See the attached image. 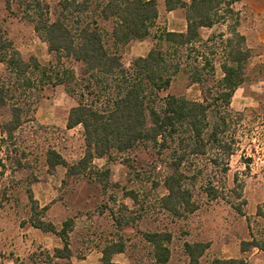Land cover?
<instances>
[{"label":"trees","instance_id":"1","mask_svg":"<svg viewBox=\"0 0 264 264\" xmlns=\"http://www.w3.org/2000/svg\"><path fill=\"white\" fill-rule=\"evenodd\" d=\"M6 2L11 9L12 0ZM235 2L165 0L169 11L186 10L187 30H162L147 55L135 58L127 66L119 49L151 35L160 15L157 0H58L55 5L48 0H20L23 17L34 24V30L48 44L56 60L45 66L34 55L25 58L0 26L3 65L0 108L9 107L11 115L1 126V143L13 138L28 117H33L29 114L36 112L43 90L62 85L77 101L68 113L67 128L83 127L86 150L77 162L70 163L61 153L49 148L46 162L50 173L62 165L67 169L66 177L96 174L106 186L111 170L97 169L95 159L114 160L144 146L160 155L167 153L166 164L171 171L164 176L167 192L158 197V203L169 214L183 218L199 209L195 185L200 179L204 194L210 199L219 198L222 190L216 178L225 180L230 171V160L239 150L238 126L245 115L232 109V100L237 89L248 80L252 56L246 36L239 31L241 18L234 8ZM103 21H112L111 31ZM220 24L227 25V31L219 35L223 75L217 79L213 64L217 50L212 49L215 36L205 39L201 30ZM107 37L112 39V48L107 45ZM184 64L189 67L186 70L191 82L201 85V100L171 93L162 95ZM258 72V77L264 79V64ZM199 158L206 160L202 168L197 167ZM18 164L21 165L19 160ZM195 165L196 170L191 174L189 171ZM234 181L232 192L241 199L244 183L239 182L238 174ZM28 194L32 226L54 233L63 241L62 247L44 252L43 264H60L56 261L63 260L71 264L73 220H65L58 228L45 218L48 207H40L31 189ZM126 195L139 203L137 190H128ZM236 209L246 215L241 204ZM257 216L264 218L261 207ZM114 217L120 226L129 223L122 216ZM143 239L152 247L153 264L170 261L171 232L145 231ZM254 247L264 251V237L258 238L251 232V239L241 242V250ZM126 248L123 242H108L102 250L103 263L116 264L113 255L126 252ZM209 248V241L184 242L189 264H201ZM211 264L249 263L244 257H215Z\"/></svg>","mask_w":264,"mask_h":264},{"label":"rangeland","instance_id":"2","mask_svg":"<svg viewBox=\"0 0 264 264\" xmlns=\"http://www.w3.org/2000/svg\"><path fill=\"white\" fill-rule=\"evenodd\" d=\"M48 1L55 5L58 0ZM234 8L240 14L239 31L246 36L252 56L248 80L237 89L232 100V109L243 111L245 115L238 126L239 150L230 160V171L225 180L216 178L222 190L220 197H207L200 179L195 185L199 209L183 218L169 214L158 203V197L167 192L163 185L164 176L171 171L166 164L167 153L160 155L157 150L144 146L114 160L107 157L95 159L97 169L111 170L106 186L95 177L96 174L65 175L57 184L49 182L52 173L46 162L47 150L53 148L73 163L84 155L86 144L81 125L67 128L68 113L77 104L76 99L62 85L48 87L41 92L42 98L34 115L29 114L33 117H28L15 136L4 143H1V126L11 115L9 107L0 108V264H43L46 260L44 252L49 249L41 245L25 248L16 242L22 230H33L29 189L40 207H48L46 220L58 228L65 220H73L71 264H104L103 255L96 250H102L113 240L127 246L126 252L117 256L119 261L153 264L152 247L143 239L145 231L166 230L173 234L172 253L167 264H189L184 251L186 241H209L210 248L201 264H211L215 257H223L219 255L223 245L235 244L245 237L249 239L251 232L258 238L264 236V218L257 216L259 207L264 211V79L258 77V68L264 64V0H236ZM102 24L111 31L112 21H103ZM0 26L25 58L34 55L45 66L55 62V56L34 30V24L23 17L20 0H12L11 9L6 0H0ZM166 29L162 13L147 39L132 41L119 49L123 62L130 66L135 58L147 55L157 43V36ZM226 31L225 24L202 31L205 39L215 36L212 49L217 50L213 57L217 79L223 75L219 35ZM107 45L112 48L110 37H107ZM75 66L79 68L78 64ZM188 68L185 64L182 66L171 87L162 95H185L193 100L203 98L201 85L191 82ZM2 69L0 63V72ZM205 161V158H199L197 167L202 168ZM195 170L196 165L189 172L192 174ZM236 174L239 182L244 183L241 199L232 192ZM131 189L140 194L138 204L126 195ZM238 204L246 216L237 212ZM114 215L124 217L129 223L118 225ZM56 262L68 263L66 260Z\"/></svg>","mask_w":264,"mask_h":264},{"label":"crops","instance_id":"3","mask_svg":"<svg viewBox=\"0 0 264 264\" xmlns=\"http://www.w3.org/2000/svg\"><path fill=\"white\" fill-rule=\"evenodd\" d=\"M159 13H163V17L166 20V25L168 31H178L185 32L187 30V20H186V10L184 8H177L172 11L167 10L165 0H157ZM189 2V1H188ZM166 9V10H165ZM184 11V12H182ZM160 17V15H159ZM158 20V19H157ZM202 28L201 31H203ZM139 41V40H137ZM48 166V164H47ZM49 168V166H48ZM67 169L60 165L56 167V172L49 176V182H53L55 184L58 183V179H62L66 175ZM50 193V192H48ZM49 194H47L48 196ZM45 201V200H43ZM246 216V215H245ZM55 224V223H54ZM32 226V224H31ZM33 230H22L21 236L16 240L17 243H20L25 248H30L31 246L41 245L42 248H47L49 250H54L57 247L63 246L62 239L51 232H44L38 228L32 226ZM2 234H5L4 231H1ZM264 237V236H263ZM250 238L239 239L235 244H225L220 249L219 255H222V258H240L244 257L247 259L249 264H264V251L260 250L257 247L251 248L248 251L241 250L240 242L243 240H250ZM228 240V239H227ZM232 243V242H229ZM103 250V249H102ZM102 250H96L101 256L103 255ZM124 253V252H123ZM122 253H116L112 257V261L116 264H126V262H121L117 258V256ZM221 257V256H219ZM86 261V260H84Z\"/></svg>","mask_w":264,"mask_h":264}]
</instances>
